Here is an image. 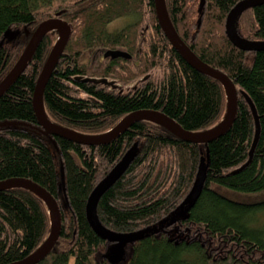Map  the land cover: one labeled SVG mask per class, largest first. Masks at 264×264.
Segmentation results:
<instances>
[{"label":"trees","instance_id":"obj_1","mask_svg":"<svg viewBox=\"0 0 264 264\" xmlns=\"http://www.w3.org/2000/svg\"><path fill=\"white\" fill-rule=\"evenodd\" d=\"M241 1L206 0L200 13V0H165L181 39L201 60L227 74L238 90L235 121L207 146L180 139L151 121L134 123L106 144L49 137L40 129L33 94L59 34L54 30L44 36L28 67L0 96V181L31 180L57 200L61 211L60 237L37 264H264V50H242L226 33L228 14ZM57 13L72 26V35L44 90V109L53 123L100 135L139 110L161 111L190 132L209 130L223 120V84L175 50L159 25L154 0H0V83L28 44L25 31L31 34ZM126 16L130 24L108 29ZM7 30L20 35L10 42ZM236 30L247 40L264 41V4L247 9ZM108 50H123L131 58L105 57ZM155 69L162 70L159 79L153 77ZM139 79L141 85L133 90L117 88ZM241 91L256 107L260 137L251 163L236 171L249 160L256 130ZM49 141L56 144V154ZM134 148L131 163L97 207L100 222L115 232H137L166 220L190 195L202 150L208 167L185 217L168 220L128 245L124 260L113 263L108 257L112 244L93 230L86 206L93 190ZM50 232L48 207L36 193L0 190V264L24 260Z\"/></svg>","mask_w":264,"mask_h":264},{"label":"water","instance_id":"obj_2","mask_svg":"<svg viewBox=\"0 0 264 264\" xmlns=\"http://www.w3.org/2000/svg\"><path fill=\"white\" fill-rule=\"evenodd\" d=\"M156 14L159 21V25L162 28L165 36L168 38L172 46L175 50L195 69L206 74L212 78L219 80L226 91L227 96V110L223 120L217 124L215 127L201 131V132H190L182 128V126L165 115L161 111L156 110H139L133 112L126 117H124L112 130L107 133L100 135H87L82 134L71 129L65 128L63 126L57 125L53 123L46 115L44 109V90L45 87L55 72L58 61L63 54L67 43L69 42L72 35V26L59 17V13H57L56 17L49 18L38 25V27L31 34L29 31H25V34L29 36L28 44L19 58L16 65L9 72L6 78L0 83V96L3 95L7 89L11 86L12 83L16 81V79L24 72V70L28 67L34 53L36 52L39 44L43 40L44 36H46L51 31H58L59 37L53 46L44 67L39 75L37 80L34 94H33V107L38 118V122L40 125V129L47 134L49 137H63L74 141L79 144L84 145H99L109 143L111 140L118 137L121 133L125 132L129 129L134 123L141 121H151L163 126L169 132H171L176 137L183 139L185 141L208 145L214 139L219 138L223 134H225L233 122L235 121L237 111H238V90L236 88L235 83L232 81L227 74L222 72L221 70L215 69L201 60L189 47L188 45L181 39L179 34L177 33L173 23L171 22L165 0H154ZM206 0H200L199 4V12L202 13ZM264 4V0H243L239 2L228 14L226 20V33L232 43L242 50H264V41H252L247 40L239 35L236 30V22L241 17V15L249 8ZM201 20H199V23ZM20 35L19 30H7L5 32V38L8 41H13ZM105 57L112 58H131V55L123 50H108L105 52ZM100 82L104 84L112 85L113 82H108L107 79H102ZM242 95L246 99L249 104L252 113L255 118V135L252 143V147L249 153V160L238 170H242L247 165H249L253 158V153L257 146L260 137V123L259 116L256 110V107L251 100V98L243 91H241ZM7 122L2 123V125H7ZM16 124V123H13ZM136 149H132L119 164L100 182V184L93 190L91 193L89 200L87 202L86 210H87V218L88 221L93 228V230L102 238L107 240L112 244L109 252V259L113 263L122 262L125 258L126 247L130 244H133L137 241L142 240L146 235L150 233H154L158 230L147 232L146 229L131 232V233H120L115 232L113 230L105 227L99 220L97 215V207L100 201V198L103 194L124 174L125 170L131 163L133 155ZM207 163L205 166L200 164L199 172L197 178L195 180L194 187L188 196L192 200L188 203L185 208V215L187 213L188 206L192 205L196 199L198 198L204 178L205 173L208 167V157L206 155ZM61 184L63 191H65V171L63 166L61 165ZM12 188H25L30 191L36 193L47 205L50 219H51V232L48 238L44 241V243L36 249L32 254H30L24 260L14 262L11 264H37L43 259H45L50 252L55 247L58 238L61 233L62 226V218L61 211L57 200L43 187L34 183L31 180L23 179V178H13L8 180L0 181V190H8ZM187 198V199H188ZM186 199V200H187ZM185 200V201H186ZM184 201V203H185ZM183 203V204H184ZM182 204V205H183ZM181 205V206H182ZM180 206V207H181ZM178 209V208H177ZM174 214V213H173ZM172 214V215H173ZM171 215V216H172ZM185 215L183 217H185ZM168 217L165 221L170 220L176 221L182 217Z\"/></svg>","mask_w":264,"mask_h":264},{"label":"rangeland","instance_id":"obj_3","mask_svg":"<svg viewBox=\"0 0 264 264\" xmlns=\"http://www.w3.org/2000/svg\"><path fill=\"white\" fill-rule=\"evenodd\" d=\"M146 19V18H145ZM144 19V20H145ZM132 21L131 19V16L130 17H122V18H119V19H116L114 20L109 26H108V29L110 31H116V30H120L122 29L124 26L130 24V22ZM147 23V19L145 21ZM145 23V24H146ZM146 29L143 30V32L145 31ZM148 37V32H146L145 34L142 33L141 34V41L140 43L143 44L146 40V38ZM144 45V44H143ZM87 62H88V59H87ZM153 77H155L156 79H159L161 76H162V70L160 71L159 69H155L153 72ZM6 78V77H5ZM142 83V80L139 79V80H136L134 81L133 83L129 84V85H123L121 83H119L117 85V88L119 89V91H124V92H127L129 90H133L134 88H137L138 86H140ZM49 145L53 151V153H57V147H56V144L53 143L52 141H49ZM202 145V144H201ZM207 163V159H206V154L204 152V150H202L201 152V165L202 166H205ZM244 198L246 199H249V201H253L255 200L254 198L252 197H249V196H245ZM192 199L191 198H188L185 203L179 207L175 212L174 214L171 216L172 218L174 217H183L185 215V211H184V208L185 206L190 203ZM170 217V216H169ZM167 222V221H165ZM164 221H159L157 223H154L152 224L151 226L147 227L148 229L146 230L147 232H152V231H155V230H158L159 228H161L163 225H164Z\"/></svg>","mask_w":264,"mask_h":264}]
</instances>
